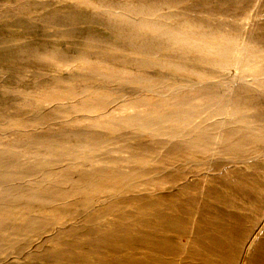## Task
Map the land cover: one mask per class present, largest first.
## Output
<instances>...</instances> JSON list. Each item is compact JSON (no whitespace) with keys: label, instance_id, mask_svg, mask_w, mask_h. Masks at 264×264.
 Returning <instances> with one entry per match:
<instances>
[{"label":"rangeland","instance_id":"374dc122","mask_svg":"<svg viewBox=\"0 0 264 264\" xmlns=\"http://www.w3.org/2000/svg\"><path fill=\"white\" fill-rule=\"evenodd\" d=\"M262 86L264 0H0V264H264Z\"/></svg>","mask_w":264,"mask_h":264},{"label":"bare ground","instance_id":"6f19581e","mask_svg":"<svg viewBox=\"0 0 264 264\" xmlns=\"http://www.w3.org/2000/svg\"><path fill=\"white\" fill-rule=\"evenodd\" d=\"M126 18H127V17H126ZM143 27H144V26H143ZM143 27H142V28H143ZM147 27H148V26H147ZM147 27H146V28H147ZM143 29H144V28H143ZM247 78H248V77H247ZM243 81H244V80H243ZM245 82H246V81H245ZM239 83H240V82H239ZM262 83H263V82H262ZM244 84H246V83H244ZM237 85H238V84H237ZM233 86H234V85H233ZM243 87H244V86H243ZM255 87L258 88V86H255ZM262 87H263V86H262ZM226 89H227V88H226ZM226 89H225V90H226ZM239 89H241V88H239ZM259 89H260V88H259ZM263 89H264V87H263ZM263 89L261 88L262 91H263ZM262 91H261V92H262ZM234 92H235V91H234ZM259 93H260V92H259ZM237 94H239V92H238ZM243 94H244V93H243ZM241 95H242V94H241ZM240 98H241V97H240ZM243 98H245V97H243ZM218 100H219V99H218ZM221 101H222V100H221ZM240 102H241V101H240ZM244 102H245V101H244ZM250 103H251V102H250ZM238 105H239V104H238ZM235 106H236V105H235ZM235 108H236V107H235ZM243 108H244V107H243ZM239 110H241V109H239ZM239 110H238V111H239ZM233 111H234V110H233ZM239 112H240V111H239ZM231 114H232V113H231ZM238 114H239V113H238ZM233 115H235V114L233 113ZM236 115H237V114H236ZM241 115H242V114H241ZM241 115H240V116H241ZM237 116H238V115H237ZM242 116H243V115H242ZM247 116H248V115H247ZM132 117H133V116H132ZM234 117H235V116H234ZM249 117H250V116H249ZM128 118H129V117H128ZM130 118H131V117H130ZM130 118H129V119H130ZM211 118H212V117H211ZM129 119H128V120H129ZM133 119H134V118H133ZM233 119H234V118H233ZM262 119H263V118H261V120H262ZM236 120H237V119H235V121H236ZM244 120H245V118H244ZM259 120H260V119H259ZM237 122H238V121H237ZM262 123H263V122H262ZM187 125H188V124H187ZM211 125H212V124H211ZM207 126H208V125H207ZM215 126H216V125H214V128H215ZM220 126H221V125H220ZM239 126H240V124H239ZM242 126H243V125H242ZM244 126H245V125H244ZM262 126H263V125H262ZM184 127H185V126H184ZM263 127H264V126H263ZM211 128H212V127H211ZM214 128H213V129H214ZM221 128H222V127H221ZM230 129H231V128H230ZM233 129H234V128H233ZM247 129H251V127H250V128H247ZM214 130H215V129H214ZM228 130H229V129H228ZM252 130H253V129H252ZM211 131H212V130H211ZM258 131H259V130H258ZM263 131H264V128H263ZM170 132H171V131H170ZM245 132H246V131H245ZM192 133H193V132H192ZM229 133H230V132H229ZM249 134H250V132H249ZM187 135H188V134H187ZM187 135H186V136H187ZM192 135H193V134H192ZM243 135H244V133H243ZM247 135H248V134H247ZM188 137H189V136H188ZM263 139H264V138H263ZM190 140H191V139H189L188 141H190ZM186 141H187V140H186ZM188 141H187V142H188ZM184 142H185V141H184ZM179 143H180V142H179ZM182 143H183V141H182ZM180 144H181V143H180ZM183 144H185V143H183ZM183 144H181V145L183 146ZM89 146H90V145H89ZM74 161H75V160H74Z\"/></svg>","mask_w":264,"mask_h":264}]
</instances>
